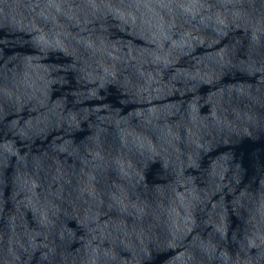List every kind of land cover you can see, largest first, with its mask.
I'll return each mask as SVG.
<instances>
[{"label":"water","instance_id":"obj_1","mask_svg":"<svg viewBox=\"0 0 264 264\" xmlns=\"http://www.w3.org/2000/svg\"><path fill=\"white\" fill-rule=\"evenodd\" d=\"M0 264H264V0H0Z\"/></svg>","mask_w":264,"mask_h":264}]
</instances>
